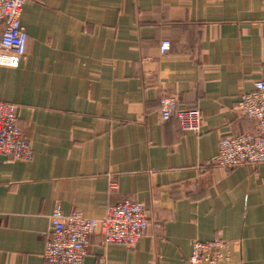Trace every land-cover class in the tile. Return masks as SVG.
Instances as JSON below:
<instances>
[{
	"label": "crops",
	"instance_id": "1",
	"mask_svg": "<svg viewBox=\"0 0 264 264\" xmlns=\"http://www.w3.org/2000/svg\"><path fill=\"white\" fill-rule=\"evenodd\" d=\"M21 22L0 101L33 155H0V264H49L57 208L103 219L125 201L148 230L134 247L94 233L83 264H187L216 240L241 243L226 264H264V164H210L221 138L256 132L236 106L264 81V0H30ZM166 97L201 112V133L162 120Z\"/></svg>",
	"mask_w": 264,
	"mask_h": 264
},
{
	"label": "built area",
	"instance_id": "2",
	"mask_svg": "<svg viewBox=\"0 0 264 264\" xmlns=\"http://www.w3.org/2000/svg\"><path fill=\"white\" fill-rule=\"evenodd\" d=\"M29 1L0 0V23L3 24L0 66L17 68L26 55L28 35L21 17ZM169 49L170 44L164 42L160 50L165 54ZM236 109L257 123L256 132L221 138L219 152L210 164L223 168L258 167L264 164V81H257L253 90L243 93ZM160 113L163 121L173 117L178 119L184 132L199 134L202 131L204 118L201 112L180 107L175 97L161 100ZM0 155L20 161H30L33 155L30 142L21 129L16 106L1 101ZM111 185L115 186V183ZM50 223L43 253L49 264H83L90 238L96 232L101 234L107 246L134 247L149 228L146 207L136 201L108 207L103 219L88 218L77 211L64 214L57 208L50 216ZM235 254H241L239 241H195L187 264H226Z\"/></svg>",
	"mask_w": 264,
	"mask_h": 264
}]
</instances>
